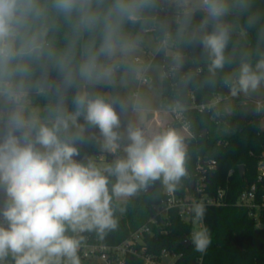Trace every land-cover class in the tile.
<instances>
[{"label":"clouds","instance_id":"9594fccd","mask_svg":"<svg viewBox=\"0 0 264 264\" xmlns=\"http://www.w3.org/2000/svg\"><path fill=\"white\" fill-rule=\"evenodd\" d=\"M154 0H0V99L19 105L33 65L45 55L44 37L50 23L62 19L70 33H99V44L77 49L75 40L58 53L48 51L59 73L58 92L81 88L72 98L73 111L58 110L51 121L40 122L15 107L0 116V261L11 255L14 264H81L77 233L97 232L101 238L118 227L113 200L130 198L156 180L175 192L187 174L183 139L169 129L151 138L131 125L127 128L125 155L103 169L91 160L81 162L77 143L84 140L83 119L98 128L103 148L120 149L121 119L112 101L83 90V86L110 84L115 57L126 50L122 26L141 19ZM212 30L202 36L210 60L209 71L223 69L228 28V0H199ZM264 82V59L255 65L243 62L235 83H225L233 95L255 90ZM71 128L76 131L70 135ZM115 181L111 182L110 178ZM193 224L205 217L202 203L191 207ZM69 232L72 234L70 235ZM196 252L205 254L212 243L207 227L191 232Z\"/></svg>","mask_w":264,"mask_h":264},{"label":"trees","instance_id":"16d2710c","mask_svg":"<svg viewBox=\"0 0 264 264\" xmlns=\"http://www.w3.org/2000/svg\"><path fill=\"white\" fill-rule=\"evenodd\" d=\"M228 3L230 11L221 21L229 30L224 52L226 62L223 69L215 73L209 71L210 60L201 42L202 36L212 30V24H206V14L199 7L182 11L179 21L170 24L160 12L162 0H154V6L145 10L141 19L123 24L121 36L128 43L140 42L150 33L157 38L170 33L168 45L161 44L147 62L157 63L163 68V108L166 110L177 106L183 109L192 132L190 136H181L185 144L187 174L181 178L176 193L184 195L185 191L191 190L192 182L201 177L206 183L207 194L214 195L219 189L226 192L223 205H205L204 223L210 231L212 243L203 255L202 264H264V213L258 224L251 214L252 209L238 199L239 194L253 183H258L260 190L264 187V182L258 181V164L264 160V128L261 127L264 111L258 109L241 91L233 95L231 87L225 83L227 78L235 83L241 63H250L255 68L257 62L264 59V0H228ZM100 39L99 33L73 36L62 19L50 23L44 37L45 55L33 65L31 75L25 82V95L20 101L26 116L35 114L40 122H47L51 126L58 110H74L72 98L82 89H68L61 98L57 90L59 73L46 53H58L66 49L72 40L80 49L92 42L99 44ZM168 49L174 52L169 53ZM125 65L121 63V66ZM83 90L105 98L107 92L112 90L120 99L125 92L123 86L109 84L83 86ZM216 95L223 98L217 107L204 112L194 107V102L205 103ZM230 98L237 101L234 113L224 106ZM9 105L6 103L4 107ZM151 115L149 113L148 117ZM78 123L84 125L85 130L84 140L76 145L81 154L77 159L84 163L91 160L103 169L122 157L120 149L115 153L100 151L99 144L103 138L98 128H89L82 118ZM168 124L172 130L181 128L171 115ZM75 131V128H71L67 134ZM212 160H216V165L209 168V161ZM102 161H106L107 165L103 166ZM240 165L245 167L243 176L239 174ZM110 180L114 182L115 178L111 177ZM147 185L153 186V189L146 195ZM147 185L130 198L113 200L112 206L118 220L115 230L106 232L102 238L95 231L89 232L90 235L107 244H117L138 227L150 223L153 205L166 198V192L162 180ZM152 229L154 233L145 237L148 253L160 257L161 251L168 249L177 256L173 264H198L201 253L196 252L191 243L188 246L184 244L185 236L191 238L192 225L181 217L177 208L171 209L167 219L152 225ZM126 264H144V259L127 254Z\"/></svg>","mask_w":264,"mask_h":264},{"label":"built area","instance_id":"2783aa9c","mask_svg":"<svg viewBox=\"0 0 264 264\" xmlns=\"http://www.w3.org/2000/svg\"><path fill=\"white\" fill-rule=\"evenodd\" d=\"M187 1L188 0H162L160 12L163 13L165 21H168L170 24L178 22L180 19V13L187 10L189 7ZM169 35L170 33L167 32L161 38L162 45H168ZM135 61L140 62L141 60L139 57H136ZM147 80V75L141 77L142 82H147ZM222 100V96L216 95L208 102L200 104L194 102L193 104L199 112H204L212 107H217L221 104ZM6 103V101L0 99V113H6L8 110L17 106L8 102L11 105L4 107V104ZM256 104L257 107H261L262 102L256 101ZM18 106L22 107L20 103ZM165 112L171 115L179 123L181 127L180 129L184 132V135H192L190 123L183 109L174 106L166 109ZM100 157L102 158V155H100ZM215 165L216 160H212L209 161L208 167L214 168ZM258 165V181L264 182V160H261ZM205 188L206 183L202 177L197 181H194V187L191 188V190L185 191L184 195H179L176 191L169 192L165 187L166 198L153 205V215L150 218V223L138 227L128 238L120 243L107 244L99 238H93L89 232L77 233L76 235L81 238V246L78 250L81 264H126L127 254L141 256L144 259V264H161L160 262L163 257L172 253L168 251V249H163L160 257L148 253L145 245V237L154 233L152 225L159 224V221H165L170 210L173 208H177L181 217L192 225V231L196 226L205 227L204 220L199 225L193 224V216L191 213L192 205L195 203H202L204 206H221L226 200V192L224 190L219 189L214 195H210L206 193ZM238 199H240L239 201L242 204H245L252 209L251 214L258 220V224H260L261 215L264 213V187L260 190L258 183H253L239 194ZM4 201V193L0 191V209L3 208ZM0 222H2V218H0ZM203 255L204 254H201L198 264H202ZM95 259H97L98 262H94ZM0 264H14V259L9 255L4 258L3 261H0Z\"/></svg>","mask_w":264,"mask_h":264},{"label":"rangeland","instance_id":"374dc122","mask_svg":"<svg viewBox=\"0 0 264 264\" xmlns=\"http://www.w3.org/2000/svg\"><path fill=\"white\" fill-rule=\"evenodd\" d=\"M187 2L189 3L188 8H195L199 5V0H188ZM161 41V37L157 38L154 34H147L140 42H128L127 49L118 52L115 57V75L109 85L123 86L125 92H123V98L120 99L110 90L107 92L106 99L113 102L120 115L121 127L117 131L121 133L120 151L122 157L125 155L123 148L129 142L127 139V128L129 125L140 129L146 138H151L169 130L170 115L165 112L166 110L162 105L163 68L157 63L147 62L148 58H153L157 53L161 47ZM168 51L169 53L174 52L171 49H168ZM136 57H139L141 61L136 62ZM121 63H126V65L121 66ZM143 75L148 76L147 82L141 81ZM242 93L247 95L255 104L256 101H261L262 105L258 107L264 111V82H261L255 90ZM236 103L235 98H230L225 101L224 106L229 112L234 113ZM158 111L162 113H159V115L154 113ZM149 113H152L151 120L148 117ZM3 114L5 112L0 113V116ZM261 127L264 128V115L261 118ZM175 131L179 136H185L181 129ZM102 145L103 141L99 144L100 151L109 152ZM101 164L106 166L107 162L102 161ZM124 199L126 198H121V200ZM176 258L175 254H170L164 256L160 263L173 264ZM94 262H98V260L95 259Z\"/></svg>","mask_w":264,"mask_h":264},{"label":"water","instance_id":"95a60500","mask_svg":"<svg viewBox=\"0 0 264 264\" xmlns=\"http://www.w3.org/2000/svg\"><path fill=\"white\" fill-rule=\"evenodd\" d=\"M16 107H18V106H16ZM19 107H21V106H19ZM13 108H15V107H13ZM205 132H207V130H205ZM244 172H245V167H244V165H240V166H239V174H240L241 176H243V175H244ZM193 187H194V182H192V188H193ZM152 189H153V186H151V185H147L146 188H145V194H146V195L149 194V193L152 191ZM190 243H191V242H190V238L187 237V236H185V237H184V244H185V246H188Z\"/></svg>","mask_w":264,"mask_h":264},{"label":"crops","instance_id":"0c3cea01","mask_svg":"<svg viewBox=\"0 0 264 264\" xmlns=\"http://www.w3.org/2000/svg\"><path fill=\"white\" fill-rule=\"evenodd\" d=\"M154 113H156L157 115H159V113L161 114L162 112H154ZM151 118H152V116L150 117V120H151ZM184 148H185V144H184Z\"/></svg>","mask_w":264,"mask_h":264}]
</instances>
